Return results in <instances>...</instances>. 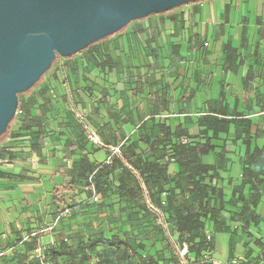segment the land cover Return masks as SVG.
<instances>
[{"label": "crops", "instance_id": "1", "mask_svg": "<svg viewBox=\"0 0 264 264\" xmlns=\"http://www.w3.org/2000/svg\"><path fill=\"white\" fill-rule=\"evenodd\" d=\"M199 6L196 10L202 11L203 4ZM207 6L208 13L181 16L185 26L161 24L163 39H169L160 48L164 69L154 71L148 81L138 77L131 81L126 97L136 103L134 111L143 122L155 119L158 138L163 136L158 129L162 122L166 132L183 135V143L210 140L214 150L201 157V163L216 175L206 184L222 193L224 203L216 222L207 227L214 254L219 238L226 236L227 256L219 264L234 259L240 264H264V0H210ZM114 85L119 94L110 96L121 109L124 83L115 80ZM111 97L95 94L92 101L74 107L75 112L79 118L99 117L100 124H107V109L92 113L91 103ZM221 119L228 125H220ZM141 123L137 120L122 129L137 141ZM37 130L18 124L0 143V254L12 258L10 264H27L12 255L27 240L21 237L54 223L59 209L52 201L53 191L65 184L74 161L65 157L59 132L38 135ZM72 142L69 134L67 143ZM98 157L104 160L102 152ZM167 172L178 174L180 165L172 162ZM250 214L260 221L245 222Z\"/></svg>", "mask_w": 264, "mask_h": 264}, {"label": "trees", "instance_id": "2", "mask_svg": "<svg viewBox=\"0 0 264 264\" xmlns=\"http://www.w3.org/2000/svg\"><path fill=\"white\" fill-rule=\"evenodd\" d=\"M179 15L178 20L174 22L184 24L181 18L183 14L181 13ZM162 17H160L161 21H163ZM150 26L151 24L148 27L141 28V30L133 31L131 35H143L142 33L147 32ZM157 30L161 35L163 34L161 26H157ZM176 34L174 32L173 35ZM131 35H128V37H133ZM191 38L194 41L196 37L191 36ZM116 45L112 42H107V47H103V43L97 44L83 55L82 63L73 61L63 63L65 77L63 76L61 67L58 66L57 68V74H61L60 76L63 79L62 85L65 91V100H61V106H63L64 112L60 115V118L67 120L70 113L73 114L77 119V125L80 129L79 136L85 138L89 135V131H92L97 135L101 144L91 143L89 145L90 142H85L84 144L80 143V141L77 142L79 136L76 137L72 133L75 131L74 128H69L71 129V134H73L74 142L68 143L67 145L68 147H74L78 144L77 151L74 149L70 153L71 156L78 158L73 159L72 168L65 175V184L54 189L52 201L58 206L59 210L65 207L71 208L68 205L71 200L77 204L80 197L78 183L87 181L95 173V169H98V173L94 175L97 174L99 176L102 171L108 168L106 166L109 164H106V160L110 158V164L112 166H118L123 169L124 175L121 188L125 191L124 194L129 195L131 193L134 199H139V203L136 204L139 211L151 213L156 222H159V218L152 207L159 210L165 219L166 228H169L172 233L178 235L181 247L184 244L189 247L188 254L193 253L195 255L193 260L195 262L209 249L214 251V243L209 244L206 241L207 227L210 222H216L217 216L224 210L222 193L217 188L206 184L207 179L212 180L216 175H211L209 167L201 163V157L213 151L214 146L211 145L210 140L206 144L183 143L180 141L183 135L178 132L173 134L169 131L166 132L164 123L162 122H159L158 129L163 136L158 138L155 130L156 125L154 124L155 119L151 121L153 123H150L149 120L143 122L144 119L139 115V111H134L136 103L126 97L127 93L131 92V86L125 89L124 94H120L122 108H118L117 100L111 97L119 94L112 95L111 93L113 90H116L114 81L120 80L117 63H115L116 60L113 57L112 62L115 63L114 66H107L104 62V57L107 55L111 56L113 52L122 54L123 47ZM160 48H157V45H152L150 48L144 46V48L140 47V49H137L138 59L141 56L140 59L142 62L138 61L136 65L137 74L132 69L134 73L130 75L131 81H136L137 77L138 81H148L151 78L149 76L152 73L154 74V71L159 69L163 70L160 61H164L165 58ZM74 65L82 70L85 68L89 72L92 70L89 67L93 66L97 68L95 70L98 72L95 76L86 73L84 78L86 79L85 82L91 84L98 81L105 82L104 84L108 88V96L111 98L108 101H96L97 107H95L94 111L99 112L102 108L107 109L109 123L97 124L93 117H87L85 115L79 118L77 116L74 107L77 106L78 109L80 103L92 101L95 98V93L92 91L89 83L79 85H73L71 83L70 67L73 68ZM41 82L36 87L41 86ZM34 90L36 91L35 96L37 97L40 91L37 89ZM94 111L92 112L94 113ZM19 112L18 109L16 118L10 124L7 133L0 138V143L7 139V136L11 133V129L14 126L20 124L19 122L17 124L15 123L18 119ZM137 120L142 121V123L137 129L138 140L136 141L132 135L128 136L122 128L124 126H134ZM217 121L220 125H228V122L224 119ZM21 126L24 130L33 131L34 128H40L41 124H36V120L32 119V122L27 127L23 124ZM109 130L111 134L108 133ZM35 134L42 135L43 133L38 129ZM216 136L215 133L213 137ZM174 139L176 143L173 144ZM112 148H118L119 154H114ZM99 152L103 153L104 160L98 157ZM172 162H177L180 165V172L174 176L168 175L167 172ZM128 177L132 179L133 183L131 190L125 184L124 178ZM95 191L100 200L102 197L101 193L97 192L96 188ZM212 201H214L213 205L211 204ZM244 221L247 223H257L260 220L254 214H250V216L246 215L244 217ZM159 226L166 230L160 223ZM106 243L113 246V242L111 241H107ZM133 254L134 256L128 261V264H137L143 260L136 249H133ZM127 255L128 250L125 248L123 250V256ZM120 259H122L121 255L118 257V260ZM152 260L154 261V259ZM153 263L157 264L156 261Z\"/></svg>", "mask_w": 264, "mask_h": 264}, {"label": "rangeland", "instance_id": "3", "mask_svg": "<svg viewBox=\"0 0 264 264\" xmlns=\"http://www.w3.org/2000/svg\"><path fill=\"white\" fill-rule=\"evenodd\" d=\"M209 1L203 0L196 4L178 7L165 14L141 19L131 23L108 39L97 43H103V47H107V42H112L115 45L117 44L116 46L118 47H123L121 55L113 52L111 56L107 55L104 57V62L107 66H114L117 63L120 80L123 81L125 89L131 86L132 79L130 75L134 73L132 69L136 71L138 61L142 62L141 56L138 59L137 49H140V47L144 48V46L150 48L152 45H157V48H159L169 41V39L166 40V37L163 39L164 35L160 34L157 26L162 27L161 24L165 25L167 21H177L181 13L183 15L192 12L193 15L199 14L202 11L208 13L207 5ZM201 4H203L204 9L202 11L196 10V7ZM160 17L163 18V21L160 20ZM150 24V28L147 32L142 33L143 35H131L133 31L141 30V28L148 27ZM183 25L185 26V23ZM128 35L133 37H128ZM167 35L171 36V34ZM124 36H126L125 40L123 39ZM165 45H169V42ZM198 45H200L199 41ZM93 46L71 58H63L62 60L57 58L51 70L41 79V86H35L28 93L19 96L20 112L15 123L19 122L27 127L32 122V119H35L36 124H41L38 129L43 135L44 133L59 132V139L65 141L63 153L66 158L70 159L78 158L70 154L73 152L71 148L77 151L78 144L74 147H68V135L73 136L69 132V128L75 129L72 133L76 137L80 135V129L73 114L70 113L67 120L60 118V115L64 112L61 100H65V91L62 85L63 79L60 76L61 74H57V68L58 66L62 67L60 64L69 63L70 61L82 63L83 55ZM112 57L116 60L115 63L112 62ZM175 61L173 60V63ZM89 68L90 70L92 69L91 72L85 68L83 70L79 69L75 65L73 68L70 67L71 83L73 85L88 84L89 82H85V74L88 73L95 76L98 72L95 70L97 69L96 67L91 66ZM104 83V81H98L94 84H89L95 94H108ZM34 89L40 91L37 97ZM111 93L114 95L118 92L113 90ZM95 107H97L96 103L92 102L91 109L93 111ZM93 119L97 124H100L99 117H93ZM128 130L129 132L131 131L130 128ZM108 133L111 134L110 130ZM78 141L82 144L90 142L89 145H91L94 140L91 139L89 134L85 138L79 136L77 138ZM107 160L106 164L109 165L106 167L108 168L102 171L99 176L97 174L94 175L98 173V169H95V173L87 181L78 183L80 193L78 203L76 204L72 200L69 202L68 205L72 208L70 215L62 218L52 232L45 231L44 227H38L34 231H28L25 236L21 237V239L25 238L27 240L14 250V254H12L14 260L17 261L19 258H24L23 260L27 264H38L35 254L37 250H41L50 264H128V261L134 256L133 249H136L143 259L137 264H154V261L157 264H181L180 256L184 246L181 247L178 235L172 233L169 228L164 230L159 226V222L155 221L151 213L139 211L136 205L139 203V199H134L133 194L130 192L129 195H125V191L121 188L124 175L123 169L118 166H112L110 164L111 160L110 163H107ZM124 179L126 187L131 190L133 187L132 179L129 177ZM95 188L102 196L97 202L91 200L92 191ZM54 217L55 222L57 214ZM107 241L113 242V246L106 243ZM226 244V236H221L217 243V251L214 254V260L217 264L223 263L226 259L228 251ZM125 248L128 250L127 256H123ZM8 250V248H3L2 252L8 254ZM119 255L122 256L120 260H118ZM194 257L193 253H189L186 256V260L192 263ZM10 259L12 258L2 256L0 257V264H10V262L7 263Z\"/></svg>", "mask_w": 264, "mask_h": 264}, {"label": "water", "instance_id": "4", "mask_svg": "<svg viewBox=\"0 0 264 264\" xmlns=\"http://www.w3.org/2000/svg\"><path fill=\"white\" fill-rule=\"evenodd\" d=\"M203 0H0V138L57 58H71L133 22Z\"/></svg>", "mask_w": 264, "mask_h": 264}, {"label": "built area", "instance_id": "5", "mask_svg": "<svg viewBox=\"0 0 264 264\" xmlns=\"http://www.w3.org/2000/svg\"><path fill=\"white\" fill-rule=\"evenodd\" d=\"M205 46H208L207 43H205ZM60 60H62L63 58H59ZM62 67V72H64V67L63 64H60ZM63 76L65 77V74L63 73ZM91 139H93L95 142H99L97 136L93 133L90 134ZM114 154H119V149H115L113 150ZM110 158H108L107 163H110ZM91 200L94 202H97L99 200V196L96 194L95 190L92 191V197ZM152 209L156 212L158 218H159V223L161 225H163L166 228V223H165V219L162 215V213L159 210H156L152 207ZM71 213V208L69 207H65L61 210H59L57 212V217L55 222L52 224V226L48 227V229H46L45 231H49L52 232L55 227L57 226V223L62 219L65 218L67 216H69ZM167 229V228H166ZM235 229H238V227L236 226ZM206 241L207 243H212V236L210 234H206ZM188 255V247L187 245H184L182 252H181V264H214V260H213V255H214V251L212 249H209L208 251L204 252L195 262L190 263L189 261L186 260V256ZM4 256V254H0V257ZM35 259L37 261L38 264H50L46 259L45 256L43 255L41 250H37V253L35 254ZM226 264H240L239 260L234 259L231 260L229 262H227Z\"/></svg>", "mask_w": 264, "mask_h": 264}]
</instances>
